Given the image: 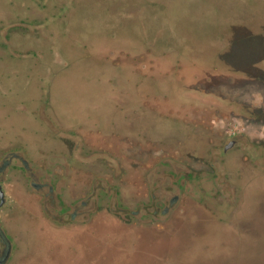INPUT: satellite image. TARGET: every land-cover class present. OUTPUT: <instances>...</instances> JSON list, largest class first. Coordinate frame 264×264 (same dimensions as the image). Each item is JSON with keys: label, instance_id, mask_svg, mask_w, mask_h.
Wrapping results in <instances>:
<instances>
[{"label": "rangeland", "instance_id": "rangeland-1", "mask_svg": "<svg viewBox=\"0 0 264 264\" xmlns=\"http://www.w3.org/2000/svg\"><path fill=\"white\" fill-rule=\"evenodd\" d=\"M257 94L264 0H0L5 264H264Z\"/></svg>", "mask_w": 264, "mask_h": 264}, {"label": "flooded vegetation", "instance_id": "flooded-vegetation-1", "mask_svg": "<svg viewBox=\"0 0 264 264\" xmlns=\"http://www.w3.org/2000/svg\"><path fill=\"white\" fill-rule=\"evenodd\" d=\"M235 141L233 139H231L228 143H226L224 146H223V150H227L228 148H230L232 145H234ZM9 163L7 161H2V165H0V174L3 170V168L5 166H7ZM1 180V179H0ZM0 187H1V182H0ZM35 187H38V189L42 190L45 188V186L43 185H35ZM157 190H160L159 187L156 188ZM2 190V189H1ZM3 192V191H2ZM4 195V193H3ZM93 192L91 194V196H93ZM178 198L177 197H174L173 199H170V201H164V203H162V199L161 197L159 196H156L155 194H153L150 198V202H147V203H140L136 209L134 211L131 212V215L133 217H140L141 214H143L145 217H150L152 219H160L162 217H166L168 212H169V209L170 208H174V206L178 203ZM4 202V200H3ZM181 202V200H180ZM183 202V201H182ZM181 202V203H182ZM170 203V205H169ZM3 204V203H2ZM1 204V205H2ZM0 205V206H1ZM77 212L74 213V215H72V218L78 214V211H79V208H77L76 210ZM0 242L2 243L3 247L1 248V251H0V259L5 255L7 254L8 257L5 261V263L7 262L8 258H9V253H10V244L9 242L7 241V239L5 238L4 234L2 233L1 231V228H0ZM4 263V264H5Z\"/></svg>", "mask_w": 264, "mask_h": 264}, {"label": "clouds", "instance_id": "clouds-1", "mask_svg": "<svg viewBox=\"0 0 264 264\" xmlns=\"http://www.w3.org/2000/svg\"><path fill=\"white\" fill-rule=\"evenodd\" d=\"M255 106H261L264 105V97H262L261 95L257 94L254 98L253 101Z\"/></svg>", "mask_w": 264, "mask_h": 264}, {"label": "water", "instance_id": "water-1", "mask_svg": "<svg viewBox=\"0 0 264 264\" xmlns=\"http://www.w3.org/2000/svg\"><path fill=\"white\" fill-rule=\"evenodd\" d=\"M3 200H4V195H3V192L1 190V187H0V205L3 203ZM8 255L5 254L1 259H0V264H4L6 259H7Z\"/></svg>", "mask_w": 264, "mask_h": 264}]
</instances>
